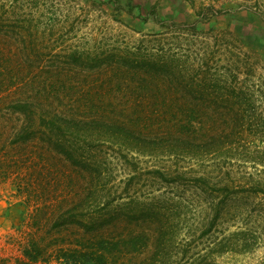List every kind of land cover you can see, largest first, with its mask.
Masks as SVG:
<instances>
[{
  "label": "rangeland",
  "instance_id": "obj_1",
  "mask_svg": "<svg viewBox=\"0 0 264 264\" xmlns=\"http://www.w3.org/2000/svg\"><path fill=\"white\" fill-rule=\"evenodd\" d=\"M29 247L264 264V0H0V264Z\"/></svg>",
  "mask_w": 264,
  "mask_h": 264
},
{
  "label": "trees",
  "instance_id": "obj_2",
  "mask_svg": "<svg viewBox=\"0 0 264 264\" xmlns=\"http://www.w3.org/2000/svg\"><path fill=\"white\" fill-rule=\"evenodd\" d=\"M72 158H74V157H72ZM39 253H40L39 251H37L35 249L33 250L32 247L26 248L24 251V254L26 257L24 259L25 264H32L34 260L38 259ZM64 254H65V257H68V255L66 253H64Z\"/></svg>",
  "mask_w": 264,
  "mask_h": 264
}]
</instances>
